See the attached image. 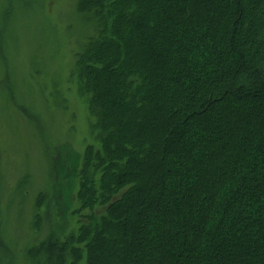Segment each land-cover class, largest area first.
I'll use <instances>...</instances> for the list:
<instances>
[{"label": "trees", "instance_id": "1", "mask_svg": "<svg viewBox=\"0 0 264 264\" xmlns=\"http://www.w3.org/2000/svg\"><path fill=\"white\" fill-rule=\"evenodd\" d=\"M76 8L99 149L79 172L86 224L48 264H264V0Z\"/></svg>", "mask_w": 264, "mask_h": 264}, {"label": "rangeland", "instance_id": "2", "mask_svg": "<svg viewBox=\"0 0 264 264\" xmlns=\"http://www.w3.org/2000/svg\"><path fill=\"white\" fill-rule=\"evenodd\" d=\"M91 20L76 0H0V264H48L86 224L79 172L99 129L75 55Z\"/></svg>", "mask_w": 264, "mask_h": 264}]
</instances>
